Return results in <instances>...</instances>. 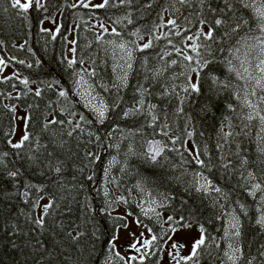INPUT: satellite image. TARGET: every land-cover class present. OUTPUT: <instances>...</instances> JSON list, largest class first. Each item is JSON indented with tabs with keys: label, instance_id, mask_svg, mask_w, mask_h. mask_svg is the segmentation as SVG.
Wrapping results in <instances>:
<instances>
[{
	"label": "trees",
	"instance_id": "16d2710c",
	"mask_svg": "<svg viewBox=\"0 0 264 264\" xmlns=\"http://www.w3.org/2000/svg\"><path fill=\"white\" fill-rule=\"evenodd\" d=\"M86 2L39 0L24 12L0 0V55L14 69L0 76V264H109L123 224L113 209L140 218V187L159 199L158 240L201 225L205 242L182 264H226L231 211L235 264H264V0ZM110 42L129 47L125 70ZM17 108L29 137L20 147ZM199 175L217 191L197 190Z\"/></svg>",
	"mask_w": 264,
	"mask_h": 264
},
{
	"label": "rangeland",
	"instance_id": "374dc122",
	"mask_svg": "<svg viewBox=\"0 0 264 264\" xmlns=\"http://www.w3.org/2000/svg\"><path fill=\"white\" fill-rule=\"evenodd\" d=\"M35 1V0H34ZM80 1V0H77ZM34 3V2H33ZM88 5L97 6L104 3V0H87ZM58 25V18L50 21H46L43 25L44 29L55 30ZM71 49V46H70ZM107 49H109L110 54H112V60L117 65L120 70L126 69L128 66V55L129 47L124 44H116L110 42L107 44ZM112 52V53H111ZM0 76H9L14 72L10 62H7L0 55ZM264 67V64H262ZM261 67V68H262ZM79 89L83 95L86 102L91 105H96L95 98L91 95L94 94L92 89L79 81ZM16 126L12 133L11 140L14 144H19L23 137L26 135V123H27V112L20 108L16 109ZM225 138L229 141L235 140L234 137H230L229 133L223 134ZM193 150V147L191 146ZM148 150L154 156L160 152V147L158 142H151L148 146ZM196 188L203 190L205 192L217 191V188L210 183V181L203 175L197 177ZM203 185V187H201ZM255 191L260 192V213L262 217L260 220L264 221V186L260 185L255 188ZM143 201L140 202V218L133 215L126 207L117 206L114 207L113 213L115 215L121 216L123 224L118 228L117 235L113 241V251L111 253V258L109 264H134L135 261L147 260L149 262H155V264H182L186 261H194L193 259H186L189 257L193 251V245L202 236L204 238V232L201 231L202 227L198 223H187L185 225L177 226L172 228L168 234L162 233V240H158L156 233L154 232L151 220L153 218H159L158 204L159 199L150 191L139 188L137 190ZM218 198V197H217ZM49 204V199L44 198L39 206V213H44L45 205ZM162 225L173 226V221H170L169 215H163ZM237 211H231V215L226 219V232L224 235V260L223 263L235 264L236 260L233 258L235 251L238 249L237 239L240 233V226L234 228L235 221L238 220ZM174 220L178 218H173ZM203 230V229H202ZM169 231V227L165 232ZM235 232V233H234ZM155 237V239H153ZM217 245V244H216ZM139 249V251H137ZM238 251H236L237 253ZM134 258V259H133ZM231 261V262H229Z\"/></svg>",
	"mask_w": 264,
	"mask_h": 264
},
{
	"label": "snow or ice",
	"instance_id": "6c2138e0",
	"mask_svg": "<svg viewBox=\"0 0 264 264\" xmlns=\"http://www.w3.org/2000/svg\"><path fill=\"white\" fill-rule=\"evenodd\" d=\"M33 2H34V0H13V3H12V6L14 7V8H18V9H20V10H22V11H24V12H27L28 10H29V8L30 7H32V5H33ZM35 2L36 3H39V0H35ZM104 2H105V4H107V0H104ZM122 2H123V0H122ZM85 6H87V5H85ZM101 7H103L104 5H100ZM260 19L261 20H264V12H262V13H260ZM172 24H174L175 23V21H172L171 22ZM222 23V21L221 20H216V24L217 25H219V24H221ZM261 31L262 32H264V25H261ZM205 36H206V38L207 39H211L212 38V33H211V31L209 32V33H207V34H205ZM189 39H191V37H189ZM261 43H264V40H262L261 41ZM149 45H144V47H148ZM193 50L195 51L196 50V48L194 47L193 48ZM186 59L191 63L192 62V57L191 56H188V57H186ZM0 63H3L2 61H0ZM261 64H264V60H262L261 61ZM130 66V65H129ZM261 72H264V67H262L261 69ZM24 83H27V81H24ZM190 87H191V90L192 91H194V92H199V87L196 85V84H192V85H190ZM185 91H188V89H185ZM38 94V93H37ZM60 95H64V93L63 92H61L60 93ZM98 115L101 117V118H103V116H104V111L103 110H100L99 111V113H98ZM261 119H264V117H262ZM53 122H55V121H53ZM29 137L27 136V135H25L24 137H23V139L24 140H27ZM15 147H20L21 145L20 144H17V145H14ZM155 158V155L153 156V159ZM57 171H59V169H57ZM14 175V174H13ZM198 182V181H197ZM201 187H203V185H201ZM197 190H199V189H197ZM45 211H47V208L45 209ZM41 223H42V221H41ZM261 223H264V221H261ZM201 231H203L202 229H201ZM237 235H239V233L237 232ZM153 239H155V237H153ZM204 238H203V236L198 240V241H196V243L193 245V251H192V253H191V255L189 256V257H187L186 259H193L195 256H196V250L197 249H199L200 247H201V245H203L204 244ZM137 251H139V249H137ZM134 259V258H133Z\"/></svg>",
	"mask_w": 264,
	"mask_h": 264
},
{
	"label": "bare ground",
	"instance_id": "6f19581e",
	"mask_svg": "<svg viewBox=\"0 0 264 264\" xmlns=\"http://www.w3.org/2000/svg\"><path fill=\"white\" fill-rule=\"evenodd\" d=\"M97 106V105H96ZM98 111V110H97Z\"/></svg>",
	"mask_w": 264,
	"mask_h": 264
}]
</instances>
